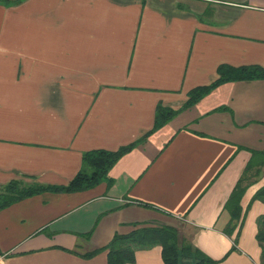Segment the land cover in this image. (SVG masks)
Here are the masks:
<instances>
[{
    "label": "crops",
    "instance_id": "crops-1",
    "mask_svg": "<svg viewBox=\"0 0 264 264\" xmlns=\"http://www.w3.org/2000/svg\"><path fill=\"white\" fill-rule=\"evenodd\" d=\"M222 64L264 69V0H0V190L66 185L83 152L137 141L107 182L0 209V264H107L106 250L82 254L160 225L219 264H258L257 156L236 243L223 229L250 151L264 152V78L180 109ZM158 104L179 111L143 138ZM141 262L164 264L161 247L136 250Z\"/></svg>",
    "mask_w": 264,
    "mask_h": 264
},
{
    "label": "trees",
    "instance_id": "trees-1",
    "mask_svg": "<svg viewBox=\"0 0 264 264\" xmlns=\"http://www.w3.org/2000/svg\"><path fill=\"white\" fill-rule=\"evenodd\" d=\"M216 72L217 77L211 83L194 87L188 92V98L180 109L195 104L200 98L224 82L264 78V69L259 65L233 67L222 64L217 67ZM178 111L179 109L173 110L158 104L153 126L143 138L167 123ZM136 143L137 141H134L111 151L93 149L83 152L79 171L66 185L33 184L23 186L17 181H11L0 190V209L22 198L43 191L73 192L94 187L103 181L107 182L109 180L107 176L108 170L124 153L133 148ZM250 152V160L244 168V178L242 177L237 181L229 198L224 204V208L229 211L230 219L223 229V232L228 236H234V243L237 241L242 222V211L239 200L244 190V186L242 185L243 180L245 182L248 178L247 175L250 173L254 164L253 159L256 156L260 158L264 165L263 151L251 150ZM259 166H261V164ZM254 198L264 201V186L256 192ZM134 225H136V223ZM90 234L91 231L81 233L80 236L88 238ZM255 238L260 246L258 264H264V215L260 216L257 221ZM155 245L161 247V258L164 264L220 263V260L210 258L184 237L179 236L175 227L168 225L138 227L126 234L115 233L106 245L83 253L82 256L91 257L102 250H106L107 264H127L135 261V251L138 247L146 249ZM234 247L235 246H233V248Z\"/></svg>",
    "mask_w": 264,
    "mask_h": 264
},
{
    "label": "rangeland",
    "instance_id": "rangeland-1",
    "mask_svg": "<svg viewBox=\"0 0 264 264\" xmlns=\"http://www.w3.org/2000/svg\"><path fill=\"white\" fill-rule=\"evenodd\" d=\"M260 216H262V215H259V216L257 217V219H256V224H257V221H258V219H259ZM143 249H144V248H139V247L137 248V250H143ZM135 252H136V251H135ZM127 264H130V263H127ZM140 264H142V262H141Z\"/></svg>",
    "mask_w": 264,
    "mask_h": 264
}]
</instances>
